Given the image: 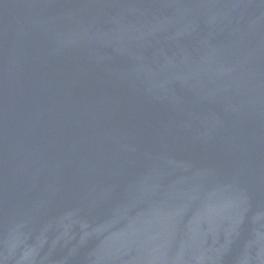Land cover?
I'll use <instances>...</instances> for the list:
<instances>
[{
	"label": "water",
	"instance_id": "1",
	"mask_svg": "<svg viewBox=\"0 0 264 264\" xmlns=\"http://www.w3.org/2000/svg\"><path fill=\"white\" fill-rule=\"evenodd\" d=\"M0 264H264V0H0Z\"/></svg>",
	"mask_w": 264,
	"mask_h": 264
}]
</instances>
